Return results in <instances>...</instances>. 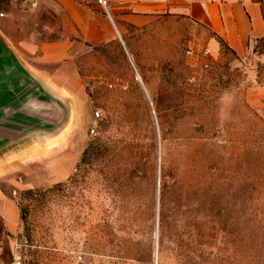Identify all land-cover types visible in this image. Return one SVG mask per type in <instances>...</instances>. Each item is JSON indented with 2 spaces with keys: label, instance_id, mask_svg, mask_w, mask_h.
Returning a JSON list of instances; mask_svg holds the SVG:
<instances>
[{
  "label": "rangeland",
  "instance_id": "374dc122",
  "mask_svg": "<svg viewBox=\"0 0 264 264\" xmlns=\"http://www.w3.org/2000/svg\"><path fill=\"white\" fill-rule=\"evenodd\" d=\"M67 9L0 0L2 36L51 93L40 127L0 160L20 209L21 261L264 264V35L236 50L165 13L117 16L110 38L89 42ZM59 38L73 55L41 62Z\"/></svg>",
  "mask_w": 264,
  "mask_h": 264
},
{
  "label": "crops",
  "instance_id": "0c3cea01",
  "mask_svg": "<svg viewBox=\"0 0 264 264\" xmlns=\"http://www.w3.org/2000/svg\"><path fill=\"white\" fill-rule=\"evenodd\" d=\"M63 1L72 8L67 9L65 15L71 18L77 33L89 42L110 38L113 34L109 22L115 26L117 16L141 23L148 16L165 13L207 25L236 50H242L249 41L264 35V0H107L106 15L92 11L99 5L97 0ZM2 35L0 30V160L10 157L20 143H27L32 132L19 138L18 131L33 127L35 94L47 99L50 92L44 76L36 75L31 68L25 51L8 43ZM49 44L51 52L47 49ZM73 44L63 38L45 43L37 58L46 63L60 62L73 55ZM211 45L213 49L218 48L215 40ZM56 98L63 100L64 95L59 92ZM38 111L42 113V109ZM5 175L0 171V264H24L18 250L20 209L8 185L12 179Z\"/></svg>",
  "mask_w": 264,
  "mask_h": 264
},
{
  "label": "water",
  "instance_id": "95a60500",
  "mask_svg": "<svg viewBox=\"0 0 264 264\" xmlns=\"http://www.w3.org/2000/svg\"><path fill=\"white\" fill-rule=\"evenodd\" d=\"M44 91H46V89H44ZM50 92H49V94L47 95V99H46V102H45V104H46V106H45V108L44 107H42V105L40 106V107H37V109H42V113H40V111H38L37 112V109H35V113H34V116H33V118H34V121H33V123H32V128H30V129H28V130H19L18 131V133H19V138L21 137V136H24L25 134H30L32 131H33V129L35 128V126H37V127H40V124H42L43 123V121H44V116H43V114H44V112H46V113H48L49 112V105H50ZM52 96H54L53 98H54V100H56V102H57V104L59 105V104H64L63 103V101L62 100H60V99H57L56 98V96L55 95H52ZM38 96H37V94H35V97L34 98H37ZM34 100V99H33ZM35 105V102L33 101V106ZM60 108V107H59ZM43 110H44V112H43ZM49 118V117H48ZM41 119H43V120H41ZM36 120V121H35ZM47 120H49V119H47ZM34 123H36V125L34 124ZM63 123H64V120H63ZM38 124V125H37ZM61 124V123H60ZM30 125V124H29ZM62 125H58V127H57V130L61 127ZM30 132V133H29Z\"/></svg>",
  "mask_w": 264,
  "mask_h": 264
},
{
  "label": "built area",
  "instance_id": "2783aa9c",
  "mask_svg": "<svg viewBox=\"0 0 264 264\" xmlns=\"http://www.w3.org/2000/svg\"><path fill=\"white\" fill-rule=\"evenodd\" d=\"M97 2L101 5V7L108 11V1L107 0H97Z\"/></svg>",
  "mask_w": 264,
  "mask_h": 264
}]
</instances>
